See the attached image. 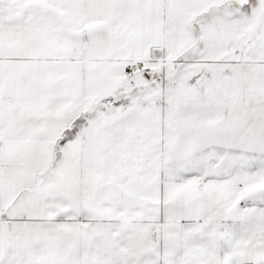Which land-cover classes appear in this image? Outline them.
<instances>
[{"label": "snow or ice", "instance_id": "obj_1", "mask_svg": "<svg viewBox=\"0 0 264 264\" xmlns=\"http://www.w3.org/2000/svg\"><path fill=\"white\" fill-rule=\"evenodd\" d=\"M0 264H264V0H0Z\"/></svg>", "mask_w": 264, "mask_h": 264}]
</instances>
